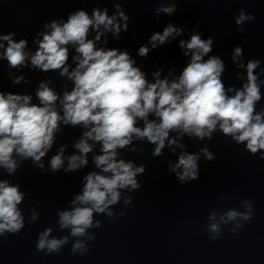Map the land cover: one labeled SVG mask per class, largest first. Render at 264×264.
Wrapping results in <instances>:
<instances>
[{
  "label": "clouds",
  "instance_id": "obj_1",
  "mask_svg": "<svg viewBox=\"0 0 264 264\" xmlns=\"http://www.w3.org/2000/svg\"><path fill=\"white\" fill-rule=\"evenodd\" d=\"M179 7L177 0H161L156 19L162 14L171 16ZM234 19L236 30L244 34L245 23L256 16L241 8ZM130 20L122 3H114L112 10L97 3L91 11L81 7L66 17L46 21L32 38L34 48L27 36L0 32V61L7 62L13 86L30 83L25 68L40 73L57 71L71 81V87L65 83L62 90L53 86L51 77L40 79L34 93L0 89V169L7 174L0 178V236L19 234L28 221L40 217L32 209L26 222L24 205L29 193L13 180L26 160L43 173L48 170L47 157L53 173L61 169L70 173L84 169L88 154L94 153L93 163L99 169L83 175L82 188L70 201L73 207L57 212L60 227L70 229L69 235L53 236L52 227L39 232L36 248L50 254L59 253L70 236L91 239L87 230L101 223L94 214L111 217L110 206L119 203L124 190L141 188L139 176L145 173L146 164L125 159L120 151L129 146L136 151L135 141L153 144V157L163 155L165 148L172 154L180 149L168 169L181 184L199 179L201 155L208 161L216 158L207 144L197 152L187 151L182 142L185 135L211 141L219 133L264 159V58H246L242 45L233 46L234 79L240 83H227L224 74L228 67L214 52L215 37H205L199 22L189 30L169 20L133 55L128 47H110L108 36L121 40ZM177 40L184 65L178 71L172 64L167 74L165 67L155 66L149 78L137 58H146ZM34 96L38 102H33ZM77 126L84 129L72 144L78 151L66 155L68 144L64 143L49 157L63 129ZM131 199L126 197L124 202L131 203ZM244 205L245 211L229 209L219 220L216 212L211 214L215 222L208 231L213 239L219 237L221 223L235 221V232L253 217V203L245 200ZM71 250L86 252L85 240L77 239Z\"/></svg>",
  "mask_w": 264,
  "mask_h": 264
},
{
  "label": "water",
  "instance_id": "obj_2",
  "mask_svg": "<svg viewBox=\"0 0 264 264\" xmlns=\"http://www.w3.org/2000/svg\"><path fill=\"white\" fill-rule=\"evenodd\" d=\"M116 2L124 5L131 20L121 40L108 34L110 47H128L135 55L153 31L162 30L172 20L189 30L199 22L205 37H215L214 52L225 59L228 67L224 74L227 83H240L234 79L237 70L231 62L233 46L242 45L246 58H264V0H177L179 9L171 16L162 14L159 20L155 9L161 0H0V32L15 31L17 38L27 36L29 46L34 48L32 38L46 21L66 17L81 7L91 11L97 3L112 10ZM241 8L256 16L254 21L245 23L244 34L236 30L234 19ZM177 44L178 40L153 50L146 58H137L148 70L149 78L155 66L165 67L167 74L172 64L177 65L178 71L184 65L185 58ZM6 65V61H0V89L34 93L38 81L49 77L58 90L65 83L71 87V81L60 77L57 71L40 73L28 68L24 71L30 83L13 86ZM33 102H38L35 96ZM83 131L80 126L65 127L49 157L64 143L68 144L66 155L78 151L72 144ZM182 142L190 152L207 144L216 153L212 161L201 155L199 179L181 184L169 171L168 164L176 162L180 149L172 154L165 148L163 155L153 157V144L135 141L136 151L129 150L130 146L120 151L123 158L146 164L145 173L139 176L141 188L124 190L119 203L110 206L111 217L107 213L94 214L101 223L87 230L91 239L70 236L59 253L38 251L37 236L46 227H52L53 236L69 235L70 229L60 227L57 212L73 207L70 201L81 190L84 174L99 171L93 163L94 153L88 154L89 163L84 169L70 173L63 169L53 173L47 157L48 170L43 173L31 160L23 161L13 180L29 193L24 205L26 222L32 209L40 217L28 221L19 234L0 236V264H264V159L219 133L211 141L185 135ZM99 148L97 144L96 153ZM6 176L0 169V178ZM126 197L132 198L131 203L124 202ZM245 200L253 203V217L235 232V221L221 223L219 237L213 239L208 231L215 222L210 219L211 214L216 212L219 220L229 209L245 211ZM77 239L85 240L86 252H72Z\"/></svg>",
  "mask_w": 264,
  "mask_h": 264
}]
</instances>
